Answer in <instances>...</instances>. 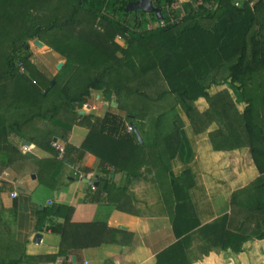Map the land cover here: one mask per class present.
<instances>
[{
	"label": "trees",
	"instance_id": "16d2710c",
	"mask_svg": "<svg viewBox=\"0 0 264 264\" xmlns=\"http://www.w3.org/2000/svg\"><path fill=\"white\" fill-rule=\"evenodd\" d=\"M133 1L0 0V97L2 91L9 96L7 110L0 109V134L50 151L54 179L66 164L90 154L100 169L95 189L105 192L110 202L118 196L114 204L120 210L131 200L127 191L132 179L151 181L160 189V199L173 203L177 237L157 254L156 264H191L214 250L240 253L247 241L264 239V0H240L239 6L237 0H186L182 7L187 14L181 18L179 0H153L162 10L161 20L155 12L127 11ZM115 14L126 24L109 18ZM172 14L180 19L172 22ZM149 18L160 25L149 28ZM119 33L125 42H118ZM29 39L43 41L66 58L56 76L50 78L34 59ZM224 83L243 98L242 111L229 91L210 93ZM96 91L114 98L127 114H82ZM51 93L55 99L47 103ZM199 98L208 100L209 110H198ZM178 108L197 132L218 122L211 132L215 149L249 147L260 175L231 199L235 204L246 198L245 204L235 205L246 210L250 222L244 228L230 229L228 214L204 225L196 216L194 176L188 168L177 174L173 170L172 162L185 153ZM36 119L48 124L41 128ZM165 120L166 129L160 126ZM76 124L88 129L80 146L69 142ZM54 137L65 142L62 157L52 146ZM117 174L125 177L126 185L116 183ZM73 212L72 206L54 203L41 213L43 218L54 214L65 219L59 256L70 259L73 249L116 241L120 230L97 221L73 222Z\"/></svg>",
	"mask_w": 264,
	"mask_h": 264
},
{
	"label": "crops",
	"instance_id": "0c3cea01",
	"mask_svg": "<svg viewBox=\"0 0 264 264\" xmlns=\"http://www.w3.org/2000/svg\"><path fill=\"white\" fill-rule=\"evenodd\" d=\"M4 94L2 91L0 109L9 103V96ZM86 134L84 127L74 129L69 142L80 146ZM26 141L0 134V264H156L157 254L177 240L172 226L173 203L161 200L160 189L151 181L132 179L127 191L132 193L131 200L125 210H120L114 204L118 196L110 202L105 192L92 188L91 181L100 184L96 158L84 155L77 163L66 164L54 179L52 171L56 168L50 161L54 155ZM24 145L31 150L26 151ZM200 145L192 150V158L188 156L190 150H184L173 163L176 174L188 168L194 176L191 196L196 216L204 225L228 214L230 229L244 228L248 223L246 210L235 205L245 204L246 198L235 204L231 199L234 192L260 175L252 156H244L249 149L217 150L212 144L208 148ZM228 159L237 163L236 174L227 171L225 165L232 162ZM84 168L91 171L86 173ZM114 178L120 186L127 184L121 174ZM54 203L74 207L73 222L97 221L120 230L116 241L73 249L71 260L59 256L65 219L54 214L43 218L45 214H41ZM191 264H264V239L247 241L240 253L210 251Z\"/></svg>",
	"mask_w": 264,
	"mask_h": 264
},
{
	"label": "rangeland",
	"instance_id": "374dc122",
	"mask_svg": "<svg viewBox=\"0 0 264 264\" xmlns=\"http://www.w3.org/2000/svg\"><path fill=\"white\" fill-rule=\"evenodd\" d=\"M178 10H179V14L181 16V13H183V11L180 8H178ZM103 13H104V15H109L108 10H105ZM109 18L115 20L116 22L118 21V22H121L123 24L124 23L126 24V22H125L126 19L123 16H121L120 14L110 15ZM159 25L160 24L158 22H156L155 20L149 18L148 25H147L149 28H157V26H159ZM165 25H166V23H165ZM96 27L98 29H100V30H103V27L99 26L98 24H96ZM116 39L120 43L125 42V39H124L123 35H121L120 33L116 36ZM36 40L37 39H29L27 41L28 45H29V48L33 52L34 59L36 61L39 60L47 68L48 74L49 75L51 74L50 78H52L53 76H56L58 74V72L60 71V69L64 66V64L66 62V58L63 57L62 55H60L54 49L50 48L43 41H42L43 43L40 44V43L36 42ZM60 63H63V65L59 69L58 66H59ZM21 71H24V69L22 68ZM53 81H54L53 83H55V80H53ZM45 90L43 91V93L46 92ZM222 90L229 91V93L231 94L233 100L235 101L236 107H237V109L239 111H242L244 109L245 102H244L243 98L241 97L239 92H237L234 87L229 86L228 83H224L221 86H213L210 89V93L211 94H215V93H218V92H220ZM54 99H55V97L52 96V93H51L49 95V99L47 98V103H51ZM113 100H114V98L105 96L101 92H97V91L93 92L92 97L89 99V102L86 105H84L83 109H81L80 112L82 114H86V113L88 114L89 113V114H92L94 116H103L106 111H113V112H116V113H119V114H122V115H126L127 114L126 111L124 109H121L120 108V104H118L115 100H114V102L117 103V106L112 104ZM195 106H197L199 111H205V110H209L210 109L209 102H208V100L206 98H199L195 102ZM4 109L7 110L6 105H5ZM34 110H36V108H34ZM177 112H178V118H177L176 122H177L178 125H180V136L182 138V142L184 143V150H190L191 152L189 151V155L188 156H189V158H192V154H193L192 150L194 149V147L195 148H201L200 144H202L203 146L208 148V144H212L211 132L215 128H217L219 126V124H218L217 121H213V122L208 124V126H207V128L205 130H203L201 132H197L194 129L193 123L191 122V120H189V118L186 116V114L183 112V110L181 108H178ZM211 118L213 120H216L215 117L211 116ZM36 123L38 125H40L41 128H45L46 125L48 124V121L41 122V121L37 120ZM168 123H169V121L165 120L163 123H160V126L163 125V128L166 129L165 128V124H168ZM81 127H84V126L76 124V125H73L72 130H74V129L76 130V129L81 128ZM84 129L86 130L87 128L84 127ZM129 130H131V127H129ZM87 133H88V129H87ZM195 135H196V139L194 140L193 138H194ZM54 138H57V137H54ZM53 142H58V138H57V140H53ZM53 142H52V146H53ZM62 144H64V143H62ZM213 145L214 144H212V146ZM239 148H241V147H239ZM247 148L249 149V147H247ZM234 149H237V148H234ZM227 150H231V149H227ZM244 156H248V158H251L250 150L248 152V155L244 154ZM180 158L181 157L178 156V160ZM175 161H177V159ZM229 161H232V160H229ZM173 163H174V161L172 162V164ZM225 167L227 168V171L229 173H231V174H236L237 171H238V169L236 168L237 167V163L234 162V161H232L231 164H229L227 162ZM242 169H243V167H241V170ZM256 174H257V171H256ZM256 179H257V177H256ZM256 179H254L253 182ZM232 180H233V178H232ZM250 180H252V179H250ZM247 187H249V186H247ZM249 222L247 223V225L249 224Z\"/></svg>",
	"mask_w": 264,
	"mask_h": 264
},
{
	"label": "water",
	"instance_id": "95a60500",
	"mask_svg": "<svg viewBox=\"0 0 264 264\" xmlns=\"http://www.w3.org/2000/svg\"><path fill=\"white\" fill-rule=\"evenodd\" d=\"M127 11H132V12H137L139 10L141 11H145V12H155V14L157 15V18L159 20H161L163 18V14H162V10L159 7H156L152 0H135L131 3H129L126 7ZM36 42L42 44L43 42L39 39L36 40ZM29 47V45H27ZM63 63L59 64V69L62 67ZM54 82V81H53ZM112 104L117 106V103L114 102V100L112 101ZM135 133L136 136L138 138V140L140 142H143L142 136L139 132V130L135 127ZM54 140H57V138H54ZM27 144H30V141L27 140L26 141ZM96 185H99V182H95ZM38 237H40V235H38Z\"/></svg>",
	"mask_w": 264,
	"mask_h": 264
},
{
	"label": "built area",
	"instance_id": "2783aa9c",
	"mask_svg": "<svg viewBox=\"0 0 264 264\" xmlns=\"http://www.w3.org/2000/svg\"><path fill=\"white\" fill-rule=\"evenodd\" d=\"M152 2H153V0H152ZM183 2H186V0H179L180 9H182V11H183V13H181L180 18L181 17H184L186 15V12H185L184 8L182 7ZM240 3H241L240 0H237V1H235L234 4L237 5V6H239ZM153 4H154V2H153ZM205 6L209 7V5H207V4H205ZM167 10L170 11L169 8H167ZM170 18H171V21L172 22L178 21L180 19L178 17H175L173 14H172V16L170 15ZM161 24L162 25H165V22L164 23H161ZM53 146H55L59 150V156L62 157L64 155V152H65V145L58 141V142H53ZM23 148L26 151L31 150V147L28 146V145H24ZM90 183L92 185V188L95 189L96 188L95 183L93 181H91Z\"/></svg>",
	"mask_w": 264,
	"mask_h": 264
}]
</instances>
